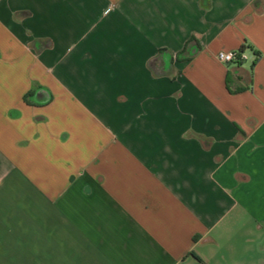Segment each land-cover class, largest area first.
<instances>
[{
  "label": "crops",
  "instance_id": "0c3cea01",
  "mask_svg": "<svg viewBox=\"0 0 264 264\" xmlns=\"http://www.w3.org/2000/svg\"><path fill=\"white\" fill-rule=\"evenodd\" d=\"M0 264H264V0H0Z\"/></svg>",
  "mask_w": 264,
  "mask_h": 264
},
{
  "label": "built area",
  "instance_id": "2783aa9c",
  "mask_svg": "<svg viewBox=\"0 0 264 264\" xmlns=\"http://www.w3.org/2000/svg\"><path fill=\"white\" fill-rule=\"evenodd\" d=\"M253 58L254 63L257 64L260 61V56L253 54L250 57L246 51H221L216 54V60L224 65L239 64L248 61Z\"/></svg>",
  "mask_w": 264,
  "mask_h": 264
},
{
  "label": "trees",
  "instance_id": "16d2710c",
  "mask_svg": "<svg viewBox=\"0 0 264 264\" xmlns=\"http://www.w3.org/2000/svg\"><path fill=\"white\" fill-rule=\"evenodd\" d=\"M246 48H247V47L244 46L241 50H242V51H245ZM257 55H258V54H257ZM258 56H259V55H258ZM28 96H29V95H28ZM26 100H27V96H26Z\"/></svg>",
  "mask_w": 264,
  "mask_h": 264
}]
</instances>
